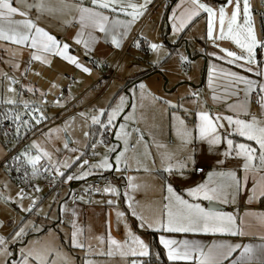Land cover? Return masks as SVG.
<instances>
[{
  "label": "snow or ice",
  "instance_id": "obj_1",
  "mask_svg": "<svg viewBox=\"0 0 264 264\" xmlns=\"http://www.w3.org/2000/svg\"><path fill=\"white\" fill-rule=\"evenodd\" d=\"M150 0H145V3H136L135 0H90V6H85L83 0H0V41H8L11 44L18 46L21 49H30V59L27 64L32 61L40 62L42 65L51 67L52 57H59L67 64L76 69H80L86 74H91V69L84 66L78 56L70 51V45L63 42L55 35L51 34L44 27L40 26V21L45 17L61 21L63 24L70 25L76 23L79 25L75 36L72 37L73 43L82 45L85 55H89L98 37L93 33L100 32L105 36V42H110L112 46L119 49L122 47L124 39H126L131 31L133 24L144 14L147 3ZM188 7H183L184 4ZM177 8H182L179 17L176 16V9H173V16L169 19L173 20L172 31L177 34L185 28L189 21L199 17L201 13L206 14L207 19V38L213 42L217 40H230L241 49V54L221 48V51L226 54V57L231 58L228 62L244 61L245 64L251 65L257 63L256 56L260 48H264V39H258L254 21L251 13L249 0H224L220 7L203 2V0H182ZM230 9V11H229ZM102 10H109L110 14H105ZM33 12L35 15L33 16ZM119 14H123L126 18L120 19ZM19 16L20 19L15 17ZM179 20V25L175 21ZM87 35L85 36V31ZM135 41L136 47H141L142 40ZM147 47L159 53L162 45L158 43H148ZM170 55V54H168ZM181 61L187 60V57L181 55ZM14 69H19V63L13 65ZM251 71V68L248 69ZM27 67L21 76H26ZM4 79L8 81L5 89L6 93L0 97V106L4 107V111L0 112V117L4 120H9L15 126L16 137L21 138V129L24 133L32 132L36 125H39L49 119L45 114L44 105L50 103L47 96L52 93V90L59 87L53 81L49 85V91L43 92L35 86L21 85V91H17L13 85L20 83L15 77H9L6 73H0ZM40 75V73H35ZM235 78L237 83L246 85V92H251L258 89L259 93H264V83L255 84L251 80H246L244 77L238 76L236 73H227ZM258 75H264V72H258ZM69 85L79 83L74 75L67 77ZM145 85L141 83L139 88L145 89ZM27 91L33 96H40L39 101L24 99L23 92ZM70 87L69 96L54 97L51 103L57 107H65L66 99H71ZM215 98V97H214ZM259 107L261 113L257 116L248 111L246 106H241L244 112V117L239 115H212L208 111L196 112L197 122L194 125L196 138L201 141H206L210 148L220 145L223 141L226 143V149L221 153L223 158L218 157L217 163L221 166L226 164L229 158L239 157L243 159V171L245 175L241 178L236 175L233 170L221 171L219 173L209 172V180L195 187L187 189V195L195 201L203 199L207 201L217 200L227 202L229 196L233 195V189L239 192L244 187L248 180V173L253 169L264 174V95L259 96ZM170 109H173L172 121L175 135L180 138L182 143H190V138L193 136L185 125V121L175 114V110L182 108V105L173 104L171 101H164ZM130 104L132 113L123 117L124 123L116 126L117 117L124 112L125 108ZM136 104L134 98L132 101H126L124 96L119 98L118 103L113 106L109 104L106 107H93L87 112H79L78 116L83 122L82 136L86 141L91 138V142L85 147H90L93 155H101V159L93 164L89 160L82 159L85 153L73 155L71 163L53 158V154L36 142L31 141L29 144L14 156L13 163L17 173H23L21 182L32 188L35 193L40 192L38 185L31 181L45 176L50 182H54L56 177H59L62 182H69L73 179H83L91 174V169H110L113 167L108 160V153L115 152L114 148H106L104 154L95 152L98 144L106 143V137L109 133L114 135L117 141H122L125 145L128 143V138L131 133L126 130L128 121H135ZM187 111V109H185ZM25 117H28L25 119ZM106 117V119H102ZM227 122L226 124L223 122ZM34 122V123H33ZM75 122V117L72 118ZM67 127L49 129L48 135L53 132L63 131L65 140L63 148L71 153H77L78 148H70V143H77L71 140L68 136V128L72 125L69 121H65ZM219 129H224L225 135H222ZM133 132L138 133V142L144 140V134L139 128H133ZM7 135V134H6ZM231 136H239L247 142L237 143ZM249 142H254L249 143ZM159 147H164L159 145ZM56 151H59L57 149ZM35 153V154H33ZM124 153L116 155L117 169L121 162ZM162 164L166 167V172L176 171L183 175L187 167V161H175L173 154L169 152L161 153ZM257 161L258 163H254ZM73 166L78 168L75 174H66V169H71ZM30 169V171H29ZM195 171V169H194ZM214 175H219L222 179L219 182L213 181L211 178ZM131 181L132 177H128ZM6 187V185H5ZM129 188L137 187L129 183ZM255 183L253 184V196L255 195ZM87 191V189L85 190ZM104 192L115 191L110 187L103 189ZM168 195L163 199L166 201L163 205L164 211L160 216H154L149 219L137 213L133 207L134 201L129 202V210L131 215L139 221V227L145 229H153L164 233H227L230 235H243L242 230L236 225L235 218L230 214H225L212 209H205L199 203L189 202L188 199L176 194L171 184L167 186ZM259 195L264 196V191ZM18 206L21 211L28 214L38 211L39 198L31 193H26L24 189H20L17 193ZM27 198L29 206L24 207L23 201ZM234 198V196H233ZM252 197H250L251 199ZM0 199L3 196L0 195ZM125 199L128 200L127 194ZM111 203V201L109 202ZM61 211H65L62 207ZM123 212H117V217H123ZM26 235L24 227L17 226L9 233L11 241L4 236H0V256L5 257V264H8L10 259L14 260V264H55V255L57 254L53 248H38L36 242H30V246L20 249V259L15 260L13 254L9 251V242L15 244L22 241ZM97 239L103 240L102 237ZM107 242L109 250L107 255L112 256L118 254L121 258L127 261L128 257H132L130 264H153L151 257L155 255L156 261L159 260V253L153 254L150 250V245L145 243L139 236L135 235L131 230L127 231L124 241H118L108 235ZM71 244L74 248H84L83 243L78 242V232L76 225L73 222V231L71 232ZM159 244L166 250L167 260L176 264V262H189V264H224L228 261L229 264H264V243L260 245L239 243H213L205 246L199 241L188 239H173L165 235H160ZM239 250V254L233 257V254ZM149 257L148 261H143L137 258ZM65 264H68L67 258ZM89 264V262H85Z\"/></svg>",
  "mask_w": 264,
  "mask_h": 264
},
{
  "label": "rangeland",
  "instance_id": "obj_2",
  "mask_svg": "<svg viewBox=\"0 0 264 264\" xmlns=\"http://www.w3.org/2000/svg\"><path fill=\"white\" fill-rule=\"evenodd\" d=\"M170 1L171 0H164L159 12L153 17L151 16L150 19L148 18L143 25L139 27L136 33V36L139 35L137 40H142V38L146 36L149 39V43L164 42V39L160 37V32L156 33L152 25L162 13L161 11H164V13L166 12V17H168L170 13V7H168ZM249 3L255 32L259 39V27L252 12L254 0H249ZM222 4L223 2L220 3L217 8ZM203 16L204 15H201L199 18ZM204 23L205 21L203 19L201 25L194 27L195 31L200 32L203 29L202 24ZM164 34L170 36L167 25H165ZM198 36V39L202 38L199 33ZM191 37H194L192 33L188 34L186 39L190 40ZM210 43L215 44V42L211 40ZM193 44L198 50L200 45H198L196 41H194ZM165 51V49L161 48L160 52H163L161 55L160 52H154L149 48L145 50L143 43H141V47L139 48H137L134 43L129 51V56L134 59V65L130 69L132 72H130L129 76L131 79L133 77H139V79L137 78L138 80H134L135 82L133 83L130 82L125 88L124 86L128 80L124 81L122 86L117 87L113 94L112 87H114L116 83H119V80L117 81V79L114 78V80L107 85V87L109 86L107 89L108 93L104 95L105 97L102 96L103 98L96 107H106L109 104L115 106L121 96H124L126 101H132L134 98L136 104L135 121H128L126 130L131 133L133 128H139L144 134V140L140 142L131 134L128 138L127 145H125L122 141H117L114 135L109 133L108 144L103 145L101 143L97 145L95 152L99 154H104L106 148L109 147L116 149L115 152L108 153L109 163L113 165L110 169H91V174L87 177L83 179H73L66 183L62 182L59 177H56L54 182L47 181L46 184H43L39 177L31 181V183L38 185L40 192H29L26 185L16 184L11 178V171L6 170V166L3 164V162L7 160L9 153L17 148L18 142L13 138L6 137L5 131L0 130V195L3 196V199H0V236H4L11 241L9 233H12L14 228L20 226L24 227L26 231V235L23 237L22 241H18L15 244L9 242V251L13 254L15 260L20 259V249L22 247L30 246V242H36V247L38 248L51 247L54 249L57 253L55 255V264H65L66 258L68 264H85L86 261L89 262V264H130L132 257H128L127 261H125V259L121 258L118 254L112 256L107 255L109 250L107 242L108 235L122 242L126 238L127 231L131 230L142 240L145 241L146 239L144 234L145 230L139 227V222L130 214L129 202L131 198L127 196L129 199L126 200L124 194L126 193L125 190L129 189L127 185H129V183L136 185L140 193H150L152 198L151 203L153 205L157 203L159 207H163L164 199L162 194L164 186L167 189V186L171 184L172 181L176 183L183 182V175H180L176 171L171 173L166 172L164 170L166 165L162 164L161 153H172L174 162L177 160L187 161L188 164L196 160L199 163L207 159L211 155V151H218L220 153L221 150L219 147L226 145L222 139L220 145L215 146V148H210L206 141H201L196 138L194 128L197 122L196 112L204 109L202 105L200 109L196 99H191L189 102H187V99H184L181 110H175V114L185 121V125L193 133V136L190 138V143H182L180 138L175 135V130L172 126V114L174 110L170 109L169 106L164 103V101H171L167 94L169 91H166L168 90L167 88L164 89V84L167 83V79L173 80L177 76L194 78L197 73L191 72L190 74L188 68H195L198 64L189 59L185 52H181L179 55L175 53L176 57L170 58L168 56L170 51L169 53L166 51L167 54L164 55ZM171 53L173 54V52ZM181 55L187 57V60L183 62L188 68L183 65L180 59ZM9 56L10 55L0 56V73H6L4 70L11 66L12 62L10 58H7ZM126 61L127 59L125 58L123 65L126 64ZM89 65L94 75H102L100 79L102 82L91 92L95 93L102 84L104 85L106 83L104 74L106 73V69L111 68V63L110 61H105V63L94 65L90 62ZM125 67L127 66L124 65L121 67L118 72H116V75L122 77L121 73L124 71ZM10 72H12L13 76L18 75L17 69H10ZM160 72L162 75H165L163 73L168 75L161 76L163 79L161 94L155 95V90L150 85L151 79L148 78V76H150L149 74L157 75V73ZM21 73L22 71L19 73V76H21ZM10 74L11 73H9V75ZM187 74L188 76H186ZM9 75L7 74V76ZM63 75L71 76L72 73L67 70V72H63ZM0 79H3L2 75H0ZM141 83L146 86L144 90L139 88ZM170 83L171 82H169V85ZM7 84L8 81L4 79V83L0 85V91L1 89L5 90ZM17 88L19 89L18 86ZM174 88L176 87L174 86ZM179 88L180 87H177L174 91L175 93L173 92L171 95L173 96L179 92ZM39 100L40 96H37L35 101ZM49 100L50 99H48V101ZM251 106L254 107L252 103ZM43 107L45 108V114L49 118L54 116L58 117V120L52 127L45 129L41 134L38 133V136L31 138L32 141L38 142L41 147L53 154L54 159L61 161H68L71 163L70 158L73 155H80L81 152L85 153L82 159L89 160L90 164L96 163L101 159V155H93V150L90 147H85L86 144L91 142V138L86 141L82 136L83 122L79 118L78 113L71 114L70 111H72V109H70L68 111L70 113L67 112L66 116H63L61 114H56L59 109L55 106H51L50 103ZM185 109H187V111H185ZM88 110L89 109H86L84 112ZM132 111L129 104L124 112L117 117V128L120 123L125 122L123 117L129 115ZM73 117H75L74 123L72 122ZM102 119H106V117H102ZM66 120L72 125L68 128V136L71 140L77 141L75 144L70 143L69 147L78 148L79 151L77 153L68 152L63 148V142L66 138L63 131L53 132L51 136L48 135L49 129H62L67 127L65 124ZM226 123L227 122H225V124ZM39 125H36V127ZM219 131L221 135L223 134V138L225 135L224 129H219ZM159 145H163L164 147H159ZM57 149H59V151H56ZM121 152H123L124 155L117 169L115 157ZM187 169L188 166L185 170ZM77 171L78 168L76 166L65 170L66 174H75ZM101 173H107L112 177L113 182L109 187L115 189V191L107 192L106 194H103L102 191L101 193L93 191L90 194H85V190L90 187L88 183L91 178ZM128 177H132V180L129 181ZM68 184H71V189H69ZM22 188L26 193H31L33 196L39 198L37 212L28 214L20 210L17 193ZM78 190H82L84 193L80 195L77 201H74L71 199L72 192ZM110 201L111 203H109ZM23 206H29V200L27 198L24 199ZM62 207L65 211H61ZM117 212H123L125 215L123 217H117ZM131 219H135L134 221L137 223V228L131 226ZM73 222L78 232V242L84 245L83 249L79 247L74 248L71 244ZM68 237L70 247L61 242L62 239L67 241ZM98 237H102L103 240L97 239ZM0 264H5L4 256H0ZM8 264H14V260L10 259Z\"/></svg>",
  "mask_w": 264,
  "mask_h": 264
},
{
  "label": "crops",
  "instance_id": "obj_3",
  "mask_svg": "<svg viewBox=\"0 0 264 264\" xmlns=\"http://www.w3.org/2000/svg\"><path fill=\"white\" fill-rule=\"evenodd\" d=\"M136 3H145V0H135ZM182 0H171L170 4L168 5L169 8V15L164 11L160 16L154 21L153 27L156 33L160 32V37L164 39L162 49H165L168 53L170 51V58H175V53L180 54L181 52H185L189 59L195 61L198 66L195 68H188V66L183 62V65L189 69V73H197V75L193 78L189 77H182L177 76L175 79H167V83L164 84V89H168L169 91L167 94L173 104L183 105L184 99H187V102L191 101V99H196L201 109V105L204 109L202 111H208L210 114H220V115H239L241 118L244 117V112L241 110V106H246L248 111L251 113L256 114L257 116L260 115L261 109L258 106L254 105L252 102V94L253 91L246 92V85L243 83H237L234 77L226 75L227 73H236L238 76L244 77L246 80H251L255 84L264 83V75H258V72H264V57H263V64L261 67H256L255 63L251 65L245 64L244 61H236L234 63H229L228 61L231 58L226 57V54L221 51V48H225L235 52L237 55L241 54V49L235 45L230 40H217L214 43H210V40L207 38V26H206V14L201 13L204 15L202 18H193V21H189L186 23L185 28L182 31H179L177 34H174L172 31V25L174 23L173 20L169 19L173 16V9H176V16L179 17L180 12L183 10L182 8H177V5L181 4ZM203 2L210 3L217 7L220 3L224 2V0H203ZM255 2V0H254ZM85 6H90V0H83ZM164 0H150L147 3L146 10L144 14L133 24L131 31L128 37L133 34L137 33L139 27L143 25V23L151 16L153 17L157 14L162 7ZM183 7H188L185 3ZM105 14H110L109 10H102ZM168 12V9H167ZM35 13L33 12V16ZM16 19H20L19 16L15 17ZM120 19H125L126 17L123 14H119ZM205 21L202 24V30L200 32H196L195 28L197 25H201V22ZM40 26L44 27L47 31L51 34L55 35L58 39L62 40L63 42H67L71 47L70 51L72 54L79 57L80 62L90 68L89 63L98 64V63H105V61H110L111 71H113V77L109 79V75L105 78V84L100 86L97 92L91 93L95 87H98V84L102 82L100 75H94L91 71V74H86L82 72L80 69H76L73 66L67 64L59 57H52V64L51 67L42 65L40 62H34V66L31 68L30 72L26 74V76H19V73L22 71L24 72L26 66L28 65L26 62L30 59V49L24 48L21 49L18 46L11 44L8 41H0V56L10 55L7 58H10L12 62L10 69H14L13 65L15 63H19L18 75L15 77L20 81L13 85L17 89V91H21V85H29L35 86L36 88L40 89L43 92L49 91V85L51 82L55 81L59 87L52 90V93L49 94L47 100H49L51 106H55L51 103L54 100L56 94L59 93V90L63 87L67 86V90L64 93V98L69 96V87H70V95L71 99H66V106L65 107H57L59 111L56 114H61L66 116L67 112L72 109L71 114H76L86 109H91L93 107H97L99 101L103 98L102 96L108 93L107 85L115 79L119 80V83H116L113 89V94L117 87L122 86L124 81H127L124 88L128 85L129 81L131 80L129 74L131 67L134 65V59L129 56L130 48L134 45L135 41H133L126 50V43L128 37L124 39L122 43V47L117 49L111 45L110 42H105V36L103 33L95 32L93 33L96 37H98L97 41L93 46V50L89 55H85L84 48L82 45H76L73 43L72 37L75 36V33L79 27L78 24L72 23L70 25L63 24L61 21L52 19L50 17H45L40 22ZM177 26L179 25V20L175 21ZM145 25V24H144ZM165 25L169 30L170 36L164 34ZM192 33L194 37H191L190 40L186 39L188 34ZM198 33L201 34L202 38L198 39ZM187 34V35H186ZM87 35V30L85 31V36ZM197 35V36H196ZM139 37L136 36V39ZM146 40H142L143 47L145 46V50H148L147 44L149 43L148 37L144 36ZM196 41L198 45V50L195 48L193 42ZM160 45L162 43L156 42ZM175 43V44H174ZM174 46V47H173ZM164 53L166 55L167 53ZM160 52V51H159ZM173 52V54L171 53ZM264 52V48H263ZM162 55L163 52H160ZM264 55V53H263ZM90 58V59H89ZM127 59L126 65L127 67L124 68L122 71L121 76L119 77L116 75V72L123 67V62ZM168 58V57H167ZM93 59L94 61H92ZM101 59V60H100ZM103 61V62H101ZM89 62V63H88ZM204 66V67H202ZM107 67V66H106ZM5 69L4 71L9 75V77H13L12 72L10 69ZM251 68V71L248 69ZM91 69V68H90ZM106 69V71L108 70ZM70 71L72 75H74L79 83L69 85L67 76L63 75V72ZM2 71V72H4ZM163 72V71H162ZM35 73H40V75H35ZM161 72L156 74H149L148 78L151 79V87L155 90V95L161 94L163 79L161 76H166L168 74ZM105 75V74H104ZM188 76V74L186 75ZM135 78V77H133ZM132 78V79H133ZM100 80V81H99ZM169 82L170 85H169ZM4 83V78L0 79V85ZM8 85V84H7ZM19 87V89L17 88ZM174 86L180 87V91L177 92L175 95H171L176 88ZM175 93V92H174ZM4 95H11L10 93H5L4 89L0 91V97ZM264 95V93H261ZM39 96H33L31 93L24 91L23 97L24 99L28 100H35ZM105 97V96H104ZM215 97V98H214ZM190 99V100H188ZM251 103L254 105L251 106ZM181 110V108H179ZM68 112V113H70ZM54 117V116H53ZM51 117V118H53ZM226 122V121H225ZM223 122V123H225ZM41 134V133H39ZM132 134V131H131ZM223 135V134H222ZM38 136V135H36ZM133 136V135H132ZM35 136H32L33 138ZM30 138L29 143L32 141ZM136 138V137H135ZM230 138L234 139L235 142H247L244 138L239 136H231ZM28 143V144H29ZM253 143L254 142H249ZM222 146V145H221ZM227 145L219 147L221 150L220 153L218 151H211V155L205 159L203 162H197L194 160L193 163H188V169L184 170L183 172V182H171V186L176 194L181 195L183 198L188 199L189 202L199 203L201 207L207 209L208 203L212 202L217 205L220 209H215V211L222 212L225 214H230L235 218L236 225L242 230L243 235H230L227 233H164L162 231H155L153 229H144L145 236L146 233L149 231L157 232V243L159 244V237L160 235H165L168 238L173 239H188V240H196L199 241L202 245L205 246V250L208 245L213 243H228V244H235L239 243L241 245L244 244H252V245H260L264 243V196L259 195L260 192L264 191V174L261 172L253 169L248 173V180L244 187L241 188L239 192H236L234 189L233 195L229 196L227 202H220L217 200L207 201L201 199H197L192 201L190 197L187 195V189L195 187L199 184L205 183L209 180L208 173H219L221 171H229L233 170L236 172L238 177H243L245 175L242 165L243 159L239 157L229 158L226 161L224 166H221L217 163V158H223L221 153L226 149ZM254 163H258L254 161ZM197 167H201L203 169L202 173L196 175L194 173V169ZM106 174V173H101ZM97 175V176H101ZM94 176L91 179L97 177ZM213 181L219 182L221 181V177L219 175H214L211 178ZM113 182V179H112ZM255 183V195L253 196V184ZM70 185V184H68ZM128 187V185H127ZM127 189V188H126ZM103 194L104 192L101 190ZM101 191H94L100 192ZM93 192V191H92ZM91 192V193H92ZM127 196L131 199L130 201H134L133 207H135L138 214L146 217V218H153L154 216H160L161 213L164 211L163 207H159L156 204H152V198L150 193L146 192H138V188H129L125 190ZM35 193V192H33ZM168 195L167 189L164 186L162 197ZM234 196V198H233ZM150 197V198H149ZM250 197H252L250 199ZM166 203V201H164ZM163 203V205H164ZM131 214V213H130ZM135 219H131L132 227L137 228V223L134 221ZM139 222V221H138ZM131 227V228H132ZM147 243V238L145 239ZM67 246H69V237L67 240ZM148 244V243H147ZM160 245V244H159ZM162 250L163 259H165V264H173L167 260L166 250L163 249V246L160 245ZM239 254V250L233 254V257L230 259L235 258L236 255ZM147 257L140 258L143 261H146ZM176 264H189V262H176ZM224 264H229L228 261H225Z\"/></svg>",
  "mask_w": 264,
  "mask_h": 264
},
{
  "label": "built area",
  "instance_id": "obj_4",
  "mask_svg": "<svg viewBox=\"0 0 264 264\" xmlns=\"http://www.w3.org/2000/svg\"><path fill=\"white\" fill-rule=\"evenodd\" d=\"M252 12L255 16V19L257 21V25L259 27V39H264V0H255L253 8H252ZM136 38V33L131 34L128 37L127 43H126V47L125 49L127 50L128 47L130 45H132L131 43L134 41L133 38ZM263 48H260L258 50L257 56H256V61L257 63H255L256 67H261V65L263 64ZM92 61H94L93 59H91ZM34 62H31L30 64H28L27 67V74L30 72L31 68L34 66ZM109 75V76H108ZM109 77V79H111L114 75H113V71H111L110 69H108L105 73L104 78ZM68 77V76H67ZM67 90V86L63 87L59 90V93L56 94L55 97L58 96H64L65 91ZM261 95V93H259V90L256 89L253 91L252 94V102H254L255 106H258V100H259V96ZM49 96V95H48ZM47 96V97H48ZM28 117H25V119H27ZM58 120V117H53V118H49L47 121L41 123L38 127L35 126V128L33 129L32 132H28V137L27 138H23L22 141L18 142V146L15 150L11 151L9 153V156L7 158L6 161L3 162V164L5 162L8 161V159H11L12 157L16 156V154H19V152L25 147V145H27L30 141V138L32 136H36L38 135V133H41L42 131H44L45 129H48L50 127H52L54 124H56ZM0 130H11V126L9 127L7 124V121H0ZM132 134L133 136H135L137 138L138 133L133 132L132 130ZM106 143H102L103 145H107L109 142V137L107 136L106 138ZM1 164V165H3ZM203 169L201 167H197L194 171V173L196 175H199L200 173H202ZM23 174L22 173H17L14 176V181L16 182V184L19 185H23L24 183L21 182V178H22ZM41 182L43 184H46L47 181H49V179L45 178V176H41L40 177ZM90 184V187L87 189V191L85 192V194H90L92 191H101L106 187H109L112 184V177L108 174H101V176H97L93 179L90 180V182L88 183ZM69 189H71V184L68 185ZM27 190L29 192H33L32 188L27 186ZM84 192L82 190H78V191H73L72 195H71V199L74 201H77L78 198L80 197L81 194H83Z\"/></svg>",
  "mask_w": 264,
  "mask_h": 264
},
{
  "label": "trees",
  "instance_id": "obj_5",
  "mask_svg": "<svg viewBox=\"0 0 264 264\" xmlns=\"http://www.w3.org/2000/svg\"><path fill=\"white\" fill-rule=\"evenodd\" d=\"M137 78L139 79V77H135V78L131 79L129 81V83L130 82H132V83L135 82L136 80H138ZM4 110H5L4 107L3 106H0V112H3ZM0 121H7L8 126L9 127L11 126V130L10 131L4 130L5 133L7 134L6 137L13 138L17 142H20V141L23 140V138L25 136L24 129H21V138H17L16 137L15 126L11 123V121L4 120L2 117H0ZM26 137H28V133L26 134ZM16 155H18V154H16ZM12 158L11 159H8V161L5 162L4 165L6 166V170H10L11 171V174H12L11 178L14 180V176L17 174V172L15 171V165L13 163V159ZM29 171H30V169H29ZM23 185H25V184H23ZM157 235H158V233L157 232H154V231H149V232L146 233L147 243L150 245L151 252L153 254L159 253V260L158 261H156L155 255H153L151 257V259L153 261V264H165V259H163V255H162L163 253H162L161 247L157 243ZM61 242L64 245H66V246L68 245L67 244L68 242L67 241H64L63 239L61 240ZM148 260H149V257L146 258V261H148Z\"/></svg>",
  "mask_w": 264,
  "mask_h": 264
},
{
  "label": "water",
  "instance_id": "obj_6",
  "mask_svg": "<svg viewBox=\"0 0 264 264\" xmlns=\"http://www.w3.org/2000/svg\"><path fill=\"white\" fill-rule=\"evenodd\" d=\"M207 209L215 210V209H220V208L217 205H215L214 203L210 202L207 205Z\"/></svg>",
  "mask_w": 264,
  "mask_h": 264
}]
</instances>
